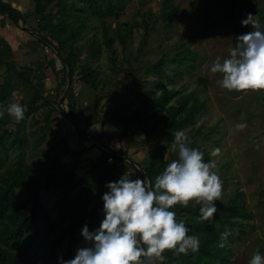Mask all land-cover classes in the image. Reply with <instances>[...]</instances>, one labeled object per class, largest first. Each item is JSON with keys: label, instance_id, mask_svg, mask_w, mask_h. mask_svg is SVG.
Segmentation results:
<instances>
[{"label": "trees", "instance_id": "obj_1", "mask_svg": "<svg viewBox=\"0 0 264 264\" xmlns=\"http://www.w3.org/2000/svg\"><path fill=\"white\" fill-rule=\"evenodd\" d=\"M28 1L31 8L21 15L26 22L28 19L35 21L36 28H30L44 39L42 41L36 38V41L53 50L57 57L61 56L70 68L72 77L78 70L80 82L91 92L97 91L100 82L108 86L113 85V97L106 103L108 107L113 100L109 122L119 124L123 128L133 127L141 133L143 145L150 153L143 167L138 164L136 166L154 182L156 175L162 172L172 159L177 158L170 142L175 131L188 128L201 133L202 127L196 128L195 124L205 110L206 102L196 96L194 91L180 93L179 89L171 87L175 79L195 69L197 53L182 43L177 46L178 51L172 57L162 55L152 64L135 67L127 62L131 84L139 83L151 88L149 92L134 91L129 86L120 88V85L111 80L102 82L100 71L87 61L80 65L78 61L83 51L88 52V60L97 57L101 50L95 37H87L90 31L86 24L88 18L92 17L103 24L108 18L117 19L124 12L129 0ZM178 10V4L163 0L158 16L151 10L143 12L142 42L150 31L155 30L154 25L158 18L165 27H171L172 18L178 14ZM3 15L19 29L18 17L0 7V16ZM51 17H56L57 21L53 23ZM102 30L103 36H106L107 27L103 26ZM85 37V43L80 46L79 42ZM112 43L111 38L104 37L103 44L113 54ZM61 62L63 79H66V66ZM170 65L180 69L169 70ZM42 66L44 69L54 70V61H46L43 58ZM1 70L0 102L7 104L15 100L11 93L20 89L25 95L24 99L20 100L25 105V116L19 121L7 113L0 118V264H58V250L64 244L66 250L72 249L75 255L77 247L85 243L81 235L85 224L90 230L99 226L103 219L102 195L107 190L105 185L125 173L121 164L130 166L136 176L145 177L124 160L127 154L121 149L107 146V151L101 150V154L93 162L80 166L71 160L76 159L86 149L74 151L63 147L62 144L41 147L47 133H53L52 117L58 112L55 106L60 95L56 94L55 101L48 100L50 96L44 95L40 85L42 81L37 79L39 71L36 66L32 63L24 67L16 65L11 46L2 37L0 72ZM137 73H142L144 78L135 79ZM56 88L58 93L60 85ZM101 98H95L93 107L97 119L98 110L105 108V105L100 106ZM40 109H43L44 113L41 124L34 117V113ZM28 117L35 124L31 144L38 148L39 154L32 163L24 164L23 154L29 144L25 130ZM71 121L76 125L74 118H71ZM12 156L14 160L10 162ZM165 156L169 157V160H166ZM109 158H112V163H107ZM23 194L24 199L20 198ZM45 195L55 199L51 210L43 204ZM174 207L177 217L184 219L192 233L200 237V246L196 251L189 250L179 255H175L172 250H165L158 264H230L233 256L230 242L234 239L240 240L246 233L247 222L253 219V214L248 210L239 189L234 190L225 207L214 214L213 220H201L199 205L193 207L192 202L187 206L178 204ZM226 227L231 229V235L224 247H220V233ZM68 255L69 251L65 256Z\"/></svg>", "mask_w": 264, "mask_h": 264}, {"label": "rangeland", "instance_id": "obj_2", "mask_svg": "<svg viewBox=\"0 0 264 264\" xmlns=\"http://www.w3.org/2000/svg\"><path fill=\"white\" fill-rule=\"evenodd\" d=\"M1 1L22 14H25L31 8L28 0ZM162 1L129 0L122 15L117 19H106L105 24L92 17L88 18L86 24L90 27V31L87 37H95L99 41L101 50L97 57L88 60H86L89 56L88 52L83 51L78 65L87 61L90 65L97 68L100 71V80L102 82L111 80L116 85H120V88L129 86L134 91L149 92L151 87L148 85L131 84V77L126 68L127 62L135 67L152 64L162 55L167 58L172 57L178 51L177 46L182 43H185L189 49L197 53L198 57L194 63L195 69L183 77L175 79L171 87L179 89L180 93L194 91L196 96L206 102V108L202 115L197 118L195 124L196 128L202 127L201 133L198 134L188 128L184 129V131L188 137V143L204 151L205 160L214 159L217 161L224 181L222 197L216 201L218 210L224 208L234 190L239 189L243 194L248 210L253 214V219L247 222L245 235L240 240L234 239L229 244L233 250L230 264H248V260L257 249L264 252V90L229 91L224 89L216 83L220 75L211 73L210 65L216 56L228 55V49L234 46L235 38L239 34L251 30L250 25L241 24V20L246 18L248 12L257 14L261 21L264 22V0H170L179 6L178 14L172 18L171 27H165L161 19L158 18L157 23L154 25L155 30L150 31L147 38L142 42L144 39V28L141 14L151 10L158 16ZM52 11L54 13L55 8ZM50 20L55 23L57 18L51 17ZM6 22L13 26L7 16L1 17V37L4 36L1 28L3 30ZM27 26L36 28V23L32 19H28ZM103 26L107 27L106 36H103ZM62 37L64 38L65 35H62ZM104 37L105 39L111 38L113 40V54L103 44ZM5 38L13 50V60L16 65L24 67L31 65L33 59L42 60L45 58L46 61H55V65L57 63L59 67L58 61L60 60L53 50L38 43L32 34L22 30L20 27L19 29L15 28L13 33H5ZM86 39L85 37L83 41L79 42V45H83ZM36 50L40 52V55L36 54ZM29 56L32 60H29ZM172 69L177 68L175 65H170L169 70ZM45 71L48 75H52L48 77V80L50 79L54 85L55 76L52 69L47 68ZM61 71L62 69L60 70V80L57 84V86L60 85L58 93L57 88H45V81L41 80V78L44 79L42 74L37 76V79L39 78L42 81L40 85L43 88L44 95L50 96V98H47L48 100L55 101L56 94L60 95L59 98L63 94V89L66 87V79H63L64 75ZM2 72L3 70L0 73ZM141 78H144L142 73L135 75V79L141 80ZM79 79L80 74L76 70L72 77L69 94L66 97L68 99L69 95L72 94L74 104L72 103L71 106L73 107L72 114L74 116L66 114L67 118L64 119L59 112L57 103L55 107L58 112L53 114L51 123L53 133H47L46 140L41 144V147H52L53 145L61 144L63 141L65 145H69L70 142L74 141L73 144L76 143L79 148L84 149L81 142L77 139V134L68 121V117L75 119V115L80 114V116L87 118L89 115L88 110L90 112L94 111L93 107L97 96L102 97L100 106L105 105L104 109L98 110V128L106 129L109 124L110 114L113 111V100L108 107L106 103L109 98L113 97V85L108 86L100 82L97 91L91 92ZM118 82L119 84H117ZM36 83L39 82L36 81ZM11 94L18 101L24 99L25 96L20 89L13 90ZM83 95L86 106H82L78 102V99L83 97ZM59 98H57L56 102H58ZM131 98H133L132 94ZM66 101L63 102V105H65ZM137 103L141 105L139 102ZM34 117L38 119L40 124L43 123V109L35 112ZM243 121L247 122V127L243 130L235 129L234 125ZM113 127L115 130L111 128L109 130L117 138V141L120 144L121 142L124 144L126 142L129 145L127 158L136 162L137 160L140 161L142 157L146 159L149 156L150 150L143 145L141 133H138L133 127L123 128V126L116 123ZM122 129L123 132H121ZM25 130L29 138V144L25 148L22 161L24 164H29L39 154L38 148L33 147L31 144L34 138L35 124L30 117L27 118ZM65 130L67 134H64L63 131ZM79 132L81 137H91L90 134H87V130L84 131L81 128ZM67 136L72 138L68 139ZM89 140L92 142L88 143H91L93 147H99L95 145L97 140ZM173 140L174 138L170 142L172 143ZM119 142H116L117 147H121ZM70 145L72 146L71 143ZM88 147H86V150L90 149ZM65 148L68 147L65 146ZM217 148L219 152H214ZM121 150L123 151V148ZM87 159L85 158L84 160ZM165 159L169 160V157L165 156ZM13 160L14 157L12 156L10 162ZM84 160L81 157H77L71 162L80 164ZM90 163L91 161L88 162V164ZM7 164L11 166L9 162ZM121 166L130 176L136 177L130 166L125 163H122ZM34 168L32 167V169ZM20 198L24 199L25 194L20 195ZM54 201V198L45 195L43 204L51 210ZM52 214L54 215V212ZM67 251H69V255L65 256ZM58 253L60 257L63 256L65 259L74 256L72 249L66 250V244L58 250ZM161 260V258H157L156 264Z\"/></svg>", "mask_w": 264, "mask_h": 264}, {"label": "clouds", "instance_id": "obj_3", "mask_svg": "<svg viewBox=\"0 0 264 264\" xmlns=\"http://www.w3.org/2000/svg\"><path fill=\"white\" fill-rule=\"evenodd\" d=\"M241 24L250 25L251 30L235 38L228 55L216 56L210 71L220 75L216 83L229 91L264 90V22L248 12ZM6 113L22 120L25 105L18 100L0 102V118ZM234 127L243 130L247 122H237ZM171 148L177 158L156 175L154 182L132 177L126 171L106 183L99 226L90 230L85 224L81 229L85 243L77 247L72 258L61 256L58 264H156L165 250L179 255L199 249L200 237L177 217L174 206L192 202L193 207L199 205L201 220H213L224 181L217 161L205 160L204 151L188 143L184 130L175 131ZM230 235L228 227L220 233V247ZM248 264H264V252L257 249Z\"/></svg>", "mask_w": 264, "mask_h": 264}, {"label": "crops", "instance_id": "obj_4", "mask_svg": "<svg viewBox=\"0 0 264 264\" xmlns=\"http://www.w3.org/2000/svg\"><path fill=\"white\" fill-rule=\"evenodd\" d=\"M4 16V15H3ZM3 16H1V17H3ZM0 17V18H1ZM15 26H12V25H10L9 23H5L4 24V27H3V30H2V28H1V31H2V34L4 35H2L4 38H5V33H13L14 32V30H15ZM17 29V28H16ZM5 32V33H4ZM1 37V36H0ZM2 37V38H3ZM3 38V39H4ZM5 40H6V38H5ZM29 40V39H28ZM36 54H38V55H40V52L38 51V50H36ZM29 58V60H32L31 58H30V56L28 57ZM37 60V61H36ZM58 61V60H57ZM55 62V61H54ZM59 62V67H58V64L56 63V65H55V63H54V70H52L53 71V73H54V78H55V83H54V85H53V83H52V81L49 79L48 80V77H51L50 75H48V73H46V69H44L43 68V66H42V60H39L38 58H36V59H33V61L31 62L32 64H34L35 66H36V68H37V70L39 71V73H38V75L39 74H42L43 76H44V79L43 78H41V80L42 81H45V88H53V89H55L56 88V86H57V84L59 83V80H60V70L62 69V67H61V65H62V62H60V61H58ZM41 66H42V68H41ZM63 66V65H62ZM47 75V76H46ZM47 78V79H46ZM52 89V90H53ZM50 93H52V91H50ZM86 93V92H85ZM67 100V101H66ZM65 101V105H63V107H64V109H65V111H66V114L67 115H69V114H72L73 112V107L71 106L72 105V103H73V97H72V94L71 95H69V97H68V99H66ZM84 101H85V97H84V95H83V97H80L79 99H78V102L82 105V106H86L85 105V103H84ZM74 104V103H73ZM93 111V110H92ZM90 112L89 110H88V112H89V115L87 116V118H85V117H82V116H80V114H77V115H75L76 116V118H77V120H78V123H79V125H78V123H77V127H78V129L80 130L81 128H82V130H84V131H86L87 130V134H90L91 135V137H90V139L91 140H97L96 141V143H98V144H100V147H92L91 149H89V150H85V152L84 153H81L78 157H81V159L82 160H84L85 158H88L87 160H84L82 163H80L79 165L80 166H84V165H86V164H88V162L89 161H91V162H93L100 154H101V150H104L103 149V147L105 146V147H112V148H114V149H116V150H118V149H122L123 148V152H125L126 154L128 153L127 151H128V149H129V145H127L126 144V142H125V144L123 143V142H121V144H120V142L119 141H117V138H115V136L111 133V131L109 130V128H111V129H113V130H115V128L113 127L115 124L114 123H111V122H108L109 124L107 125V127H106V129H99L98 128V123H97V117H96V115H95V113H94V111L93 112ZM87 112V113H88ZM71 116H74L73 114L71 115ZM75 118V119H76ZM87 128V129H86ZM119 128V127H118ZM68 130H70V129H68ZM64 132V134H67V131L65 130V131H63ZM121 132H123V129H122V131ZM63 134V135H64ZM120 134V133H119ZM116 135V134H115ZM61 137V136H60ZM68 137V136H67ZM77 137V136H76ZM62 138V137H61ZM72 137L70 136V138L68 137V139H71ZM83 139L85 138V137H82ZM78 139V138H77ZM116 142H119V144H120V146L121 147H117V143ZM70 143L72 144V146L70 145ZM69 143V145H65L64 144V141L63 142H61V144H63L62 146L63 147H65V146H67L68 147V149H70V150H74V151H80L81 150V148H79L78 147V145L75 143V144H73L74 143V141L73 142H70ZM142 160V161H141ZM140 161H136V162H134L136 165L138 164V165H140V166H144L145 164H146V161H145V158H143L142 157V159H141ZM77 163V162H76ZM78 164V163H77Z\"/></svg>", "mask_w": 264, "mask_h": 264}, {"label": "water", "instance_id": "obj_5", "mask_svg": "<svg viewBox=\"0 0 264 264\" xmlns=\"http://www.w3.org/2000/svg\"><path fill=\"white\" fill-rule=\"evenodd\" d=\"M0 7H3L5 8L6 10L10 11L11 13H13L16 17H18L19 19V27L22 29V30H25L27 31L28 33L32 34L35 38L37 39H41L42 41L44 40L42 38V36H40L36 31H34L33 29H31L30 27L27 26V22L26 20L24 19V17L21 15L22 13L16 9H14L12 6L8 5L7 3L3 2L0 0ZM59 55V54H58ZM59 59H61L60 57L61 56H58ZM61 61H63L65 63V66H66V87L63 91V94L61 95V97L59 98L58 100V108H59V112L61 114V116L66 119L67 116H66V113H65V110L63 108V102L65 101L67 95L69 94V91H70V88H71V84H72V76H71V72H70V68L67 66L66 62L63 60V58L61 59ZM71 125L74 127V130H75V133L77 134V138L80 142H82V139H81V135H80V132H79V129L77 128V126L71 121V120H68ZM85 147V146H84ZM90 147H93L92 145L89 146ZM85 149V148H84ZM103 149L105 151H107V148L106 147H103ZM125 161H127L132 167H134L135 169H137L138 171H140L141 174L144 175L145 178L149 179V177H147L142 170H140L139 168H137V166L135 165V163L133 161H131L129 158H124Z\"/></svg>", "mask_w": 264, "mask_h": 264}, {"label": "flooded vegetation", "instance_id": "obj_6", "mask_svg": "<svg viewBox=\"0 0 264 264\" xmlns=\"http://www.w3.org/2000/svg\"><path fill=\"white\" fill-rule=\"evenodd\" d=\"M58 58V57H57ZM59 59V58H58ZM60 60V59H59ZM61 61V60H60ZM64 108V107H63ZM66 113V112H65ZM67 116V115H66ZM68 119L69 120H71V118H69L68 117ZM75 121H76V126H77V120L76 119H74ZM73 127V126H72ZM78 128V127H77ZM81 139L83 140V142L85 141V142H92V141H90L89 139H90V137L88 136H86L84 139L81 137ZM81 144H82V142H81ZM99 147H100V145H99Z\"/></svg>", "mask_w": 264, "mask_h": 264}, {"label": "built area", "instance_id": "obj_7", "mask_svg": "<svg viewBox=\"0 0 264 264\" xmlns=\"http://www.w3.org/2000/svg\"><path fill=\"white\" fill-rule=\"evenodd\" d=\"M82 145L87 147V145L89 146V145H91V143L89 144L88 142L84 141V142H82ZM111 162H112V158L107 159V163H111Z\"/></svg>", "mask_w": 264, "mask_h": 264}]
</instances>
